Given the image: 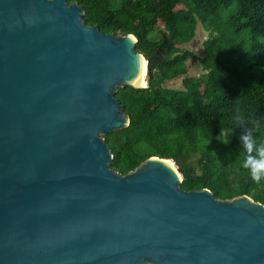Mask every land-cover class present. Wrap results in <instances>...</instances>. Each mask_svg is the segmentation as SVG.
Masks as SVG:
<instances>
[{
  "label": "water",
  "instance_id": "95a60500",
  "mask_svg": "<svg viewBox=\"0 0 264 264\" xmlns=\"http://www.w3.org/2000/svg\"><path fill=\"white\" fill-rule=\"evenodd\" d=\"M66 0H0V264H264V205L185 191L175 161L122 175L104 136L150 86L134 35Z\"/></svg>",
  "mask_w": 264,
  "mask_h": 264
},
{
  "label": "trees",
  "instance_id": "16d2710c",
  "mask_svg": "<svg viewBox=\"0 0 264 264\" xmlns=\"http://www.w3.org/2000/svg\"><path fill=\"white\" fill-rule=\"evenodd\" d=\"M66 1L102 34L134 35L148 61L150 86L116 94L130 124L104 136L111 169L126 175L150 157L172 159L185 191L209 189L220 200L246 195L264 205V181L240 166L243 134L251 133L255 148L264 143V0ZM158 20L163 29H155ZM199 23L209 31L203 57L186 48ZM197 62L203 74L193 77ZM179 78L182 87L171 88Z\"/></svg>",
  "mask_w": 264,
  "mask_h": 264
},
{
  "label": "clouds",
  "instance_id": "9594fccd",
  "mask_svg": "<svg viewBox=\"0 0 264 264\" xmlns=\"http://www.w3.org/2000/svg\"><path fill=\"white\" fill-rule=\"evenodd\" d=\"M240 139L245 150V159L240 166L249 173L251 179L256 183L264 181V143L260 144L259 148H255L256 142L250 132L243 134ZM219 141L224 144L228 143L226 138L219 139ZM250 147L255 148V155L249 152Z\"/></svg>",
  "mask_w": 264,
  "mask_h": 264
},
{
  "label": "rangeland",
  "instance_id": "374dc122",
  "mask_svg": "<svg viewBox=\"0 0 264 264\" xmlns=\"http://www.w3.org/2000/svg\"><path fill=\"white\" fill-rule=\"evenodd\" d=\"M233 8H230L228 10H225L223 12V17L226 18L230 12H232ZM164 24L162 21L158 20L156 21L155 29H163ZM209 37V31L205 30V28L202 26L201 23L198 24V29L196 32V37L194 40L186 45V48L198 55L199 57H203L204 55V42ZM201 74H203L200 62H197L195 65H193V68L190 71V75L193 77H198ZM171 88H181L182 87V79L179 78L175 81H172L169 85Z\"/></svg>",
  "mask_w": 264,
  "mask_h": 264
}]
</instances>
